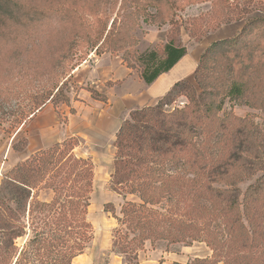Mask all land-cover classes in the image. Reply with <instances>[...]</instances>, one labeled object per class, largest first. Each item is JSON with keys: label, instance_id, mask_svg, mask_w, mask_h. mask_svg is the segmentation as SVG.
Instances as JSON below:
<instances>
[{"label": "rangeland", "instance_id": "rangeland-1", "mask_svg": "<svg viewBox=\"0 0 264 264\" xmlns=\"http://www.w3.org/2000/svg\"><path fill=\"white\" fill-rule=\"evenodd\" d=\"M1 2L10 15L0 27V189L16 165L71 140L72 150H64L71 155L69 162L88 161L92 181L86 214L91 239L70 264H211L218 260L224 264V249L216 250L205 234L196 238L193 232L182 233L178 225L184 222L194 228L197 224L208 230L201 227L206 222L218 242L230 240L225 218L211 213L212 204L205 198L203 189L209 184L214 190L238 191L241 222L250 229L242 204L245 192L264 176V96L255 95L259 100L250 103L217 100H223L216 118L224 119V135L217 127L210 132L217 135L212 144L218 143L213 149L211 144L206 146L211 160L193 156L190 164L179 157L165 161L164 176L158 173L157 177H171L173 182L155 184L167 191L154 206L145 207L151 214L138 209L142 203L124 185L126 176H116L115 144L130 115L159 104L172 83L185 80L200 94L194 70L201 55L212 44L237 37L246 23L264 19V0H177L176 9L148 0ZM170 40L185 48V56L171 72L145 85L138 71L146 56L153 51L160 56ZM187 105L188 99L180 96L163 111H181ZM248 132L254 137L248 138ZM201 134L200 128H193L196 147L204 140ZM246 147L251 157L246 156ZM196 151L192 155L201 154ZM218 154L224 159L214 172L234 165L223 179L211 171ZM243 159L247 170L241 166ZM50 176L36 183L28 200L0 193V224L20 234L11 241L12 235L0 226V264L49 263L48 258L36 256L32 241L36 236L48 240L52 222L58 227L56 234L62 235L66 222L60 219V210L55 214L50 205L57 197L64 204L68 194L66 186L61 194L54 193L47 185ZM121 179L123 183H117ZM200 182L205 186L199 187ZM127 204L137 207L132 210ZM223 208H229L226 200ZM256 208L258 231L264 234L263 190ZM72 219L73 232L78 233V219L69 217L68 223ZM259 244L264 247V235Z\"/></svg>", "mask_w": 264, "mask_h": 264}, {"label": "trees", "instance_id": "trees-1", "mask_svg": "<svg viewBox=\"0 0 264 264\" xmlns=\"http://www.w3.org/2000/svg\"><path fill=\"white\" fill-rule=\"evenodd\" d=\"M148 1L162 2L174 9L179 7L177 0ZM9 15V7L0 0V27ZM185 54V48L177 46L173 40L168 41L160 56L156 51L150 52L146 56V63L138 71L139 79L145 85H151L161 75L172 70ZM130 68L133 67L130 66ZM194 80L200 88V94L196 93L189 82L181 80L173 85L171 91L159 104L154 107H143L141 110L133 112L130 115V121H125L118 131L115 144L117 148L116 176L118 179L122 174L126 176L127 182L124 185L130 188V194H138L142 203L138 206L140 211L144 209L151 214L152 211L145 207L154 206L158 203L162 193L167 191L165 188L157 187L156 183L163 184L162 180H168L167 184L169 181L173 182L171 177H169L171 179H164L160 175L157 177L158 173L164 176L165 161H173L177 157L187 159L186 163L189 164L193 163L194 157L195 159L198 157L211 160L206 146L209 147L211 144L210 149H213L218 143L215 141L212 144L217 135L210 132L217 127L224 135V119L216 118L223 105V100L217 103L220 97L227 98L229 102L249 100L246 103H250L255 99L259 100L253 96H264V19L250 21L243 26L237 37L214 43L208 47L201 55L194 70ZM92 94L98 95L96 92H92ZM180 96L188 99V105L181 111L175 109L171 113H165L163 107ZM64 101L66 104L69 103L67 98H64ZM193 128L202 130L201 135L204 140L200 147H196L193 143ZM247 135H251L248 138L254 137V134H249V132ZM61 148H64L63 151H60ZM246 148L245 154L249 151L246 156L251 157L253 155L251 149ZM65 149L72 150L71 140L65 141L61 145H54L47 151L36 153L30 160L16 165L11 170L7 183L0 189V193L4 191L13 198L19 199L23 196L28 200L30 192L36 188V183L48 175L51 176L48 178L47 185L54 188V193L56 190L61 194V189L64 190L63 187L66 186L68 194H65L64 204H61L57 197L58 199L56 198L50 205L52 206L51 211H54L55 214L60 210V219L66 222V226H63L61 230L62 235L56 234L58 227L52 222V229L47 234L48 240L52 243H48L49 241L43 240V238L37 239V236L32 241L36 256L48 258V264H70L73 258L83 252L85 245L91 239V227L86 222L91 193V164L82 159L70 163L71 155H66ZM197 149L201 151V154L192 155L198 152ZM262 152L264 153V147ZM222 159H224L222 154L216 155L215 160L212 159L217 164L211 165V171L214 172L221 167L222 164L219 161ZM229 162L231 164L232 160L229 159ZM240 163L242 168L248 169L244 159ZM154 164L159 166L153 168ZM232 166L227 164L221 168L219 173L214 172L218 175L215 177L223 179L224 175H230L233 171ZM145 173H147L146 177ZM117 183L122 184V179ZM194 184L195 182L192 183V185ZM205 184L200 182L199 187H204ZM208 185L203 189L205 193L207 192L205 198L212 204L211 213L215 215L218 213V217L225 218V228L229 233L230 240L224 243L218 242L216 235L210 232L206 222L201 227H207L208 230L196 227L197 224L192 228L184 222H179L178 226H180L181 232H193V236L196 238L200 237L201 233L205 234L208 241L210 240L216 245V250L217 248L220 251L224 249V264H241L242 262L244 264H264V247L263 244H259V240L264 234L258 231L260 221L259 218L257 219L256 208L258 197L262 190L264 191V176L244 195L243 218L250 229H247L241 222L238 197H235L238 191H219L211 189ZM72 190H77V192ZM224 200H226L228 209L223 208ZM127 207L133 210L137 205L127 204ZM61 209H65L64 214ZM252 210L254 211L252 212ZM74 216L78 219V233L73 232L74 220L72 219V222L68 223L69 217L74 218ZM58 220L56 218L54 222H58ZM8 228V226H1L3 231L12 235L11 241L20 237V234L16 232H9ZM75 235L78 236L77 239ZM38 236L43 237L41 234ZM70 241L77 242V244L70 246ZM210 245L213 246V244ZM219 263L220 260L213 261L211 264Z\"/></svg>", "mask_w": 264, "mask_h": 264}, {"label": "crops", "instance_id": "crops-1", "mask_svg": "<svg viewBox=\"0 0 264 264\" xmlns=\"http://www.w3.org/2000/svg\"><path fill=\"white\" fill-rule=\"evenodd\" d=\"M174 67H175V66H174ZM174 67H173V68H174ZM171 71H172V70H170L169 72H171ZM169 72H168V73H169ZM174 84H175V82H174V83H172V85H171V88L173 87V85H174ZM171 88H170V87H169V88H167V89H166V93H167V92H168V90H169V89H171Z\"/></svg>", "mask_w": 264, "mask_h": 264}]
</instances>
